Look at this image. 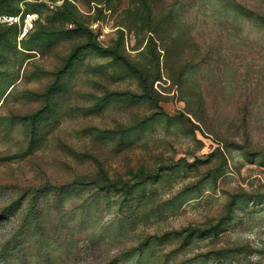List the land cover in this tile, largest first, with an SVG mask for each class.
I'll return each instance as SVG.
<instances>
[{
    "label": "rangeland",
    "instance_id": "374dc122",
    "mask_svg": "<svg viewBox=\"0 0 264 264\" xmlns=\"http://www.w3.org/2000/svg\"><path fill=\"white\" fill-rule=\"evenodd\" d=\"M24 9L0 264H264V0L0 2Z\"/></svg>",
    "mask_w": 264,
    "mask_h": 264
},
{
    "label": "built area",
    "instance_id": "2783aa9c",
    "mask_svg": "<svg viewBox=\"0 0 264 264\" xmlns=\"http://www.w3.org/2000/svg\"><path fill=\"white\" fill-rule=\"evenodd\" d=\"M37 12H20L19 14H0V24L14 25L20 27L21 37H25L34 27V21L37 19Z\"/></svg>",
    "mask_w": 264,
    "mask_h": 264
},
{
    "label": "trees",
    "instance_id": "16d2710c",
    "mask_svg": "<svg viewBox=\"0 0 264 264\" xmlns=\"http://www.w3.org/2000/svg\"><path fill=\"white\" fill-rule=\"evenodd\" d=\"M4 1H7V0H0V2H4ZM8 5H10V7H11V2H9L8 3ZM36 9H28V10H22L24 13L25 12H36L35 11ZM22 11H12V10H10V11H7V12H1L0 11V14H2V13H5V14H19L20 12H22ZM0 25H7V24H0ZM8 26H15V27H19L18 26V24H14V25H8ZM18 31H19V33H20V29L18 28ZM31 32V31H30ZM30 32H29V34H30ZM27 36H29V35H27ZM27 36H25V37H23L22 39H24V38H26Z\"/></svg>",
    "mask_w": 264,
    "mask_h": 264
}]
</instances>
